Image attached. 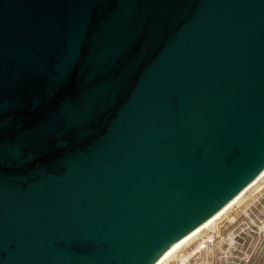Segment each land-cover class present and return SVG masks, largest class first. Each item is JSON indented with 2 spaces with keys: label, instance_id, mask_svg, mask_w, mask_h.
Here are the masks:
<instances>
[{
  "label": "water",
  "instance_id": "95a60500",
  "mask_svg": "<svg viewBox=\"0 0 264 264\" xmlns=\"http://www.w3.org/2000/svg\"><path fill=\"white\" fill-rule=\"evenodd\" d=\"M264 172V0H0V264H159Z\"/></svg>",
  "mask_w": 264,
  "mask_h": 264
},
{
  "label": "built area",
  "instance_id": "2783aa9c",
  "mask_svg": "<svg viewBox=\"0 0 264 264\" xmlns=\"http://www.w3.org/2000/svg\"><path fill=\"white\" fill-rule=\"evenodd\" d=\"M232 219L229 230L226 220L216 222L160 264H252L264 242V211L254 215L247 207L241 220Z\"/></svg>",
  "mask_w": 264,
  "mask_h": 264
},
{
  "label": "rangeland",
  "instance_id": "374dc122",
  "mask_svg": "<svg viewBox=\"0 0 264 264\" xmlns=\"http://www.w3.org/2000/svg\"><path fill=\"white\" fill-rule=\"evenodd\" d=\"M247 207L252 209L254 215H259L260 211H264V176L215 221V223L226 220V229L229 230L234 225L232 218L241 220L243 218V212ZM253 264H264V242L256 249Z\"/></svg>",
  "mask_w": 264,
  "mask_h": 264
},
{
  "label": "bare ground",
  "instance_id": "6f19581e",
  "mask_svg": "<svg viewBox=\"0 0 264 264\" xmlns=\"http://www.w3.org/2000/svg\"><path fill=\"white\" fill-rule=\"evenodd\" d=\"M264 176V172L256 179V181L249 187V189L254 186L261 178H263ZM248 189V190H249ZM247 190V191H248ZM246 191V192H247ZM246 192L241 193L238 198H236L232 203H230L222 212H220L215 218H213L212 220H210L209 222H207L206 224L202 225L200 228H198L196 231H194L179 247H177L172 253H170L163 261L171 258L173 256V254L183 245L187 244L190 240H192L199 232H201L203 229L209 227L210 225L214 224L215 221H217L227 210H229L231 208V206H233V204H235ZM162 261V262H163ZM160 262V263H162ZM159 263V264H160Z\"/></svg>",
  "mask_w": 264,
  "mask_h": 264
},
{
  "label": "crops",
  "instance_id": "0c3cea01",
  "mask_svg": "<svg viewBox=\"0 0 264 264\" xmlns=\"http://www.w3.org/2000/svg\"><path fill=\"white\" fill-rule=\"evenodd\" d=\"M253 264V263H252Z\"/></svg>",
  "mask_w": 264,
  "mask_h": 264
}]
</instances>
